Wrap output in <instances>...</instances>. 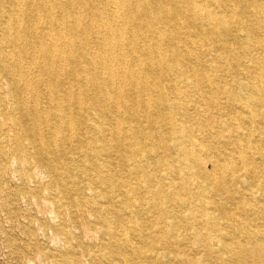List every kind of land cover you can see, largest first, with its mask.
Returning <instances> with one entry per match:
<instances>
[{"label":"rangeland","instance_id":"obj_1","mask_svg":"<svg viewBox=\"0 0 264 264\" xmlns=\"http://www.w3.org/2000/svg\"><path fill=\"white\" fill-rule=\"evenodd\" d=\"M245 2L249 8L234 10L226 35L190 26L189 38L200 51L180 43L163 65L157 80L165 100L152 116L139 109L134 120L121 111L117 146L103 151L104 136L96 143H65L55 171L34 155L35 136L27 130L32 120L18 110L0 67V264H264L256 259L257 245L245 243L249 233L264 240V89L251 125L242 124L245 114L233 95L247 84L261 81L264 87V0ZM172 105L178 107L174 117ZM113 116H104V125ZM91 119L86 111L76 117L79 124ZM231 120L241 126L240 136H253L246 149L251 172L245 184L233 178L219 192L214 180L187 166L175 127L183 124L193 138L233 154L219 132L220 123ZM37 123L43 136L47 126ZM235 134L233 129L234 140ZM95 160L106 163L100 172ZM103 217L111 219L107 233ZM122 230L130 241L124 260L113 246L122 243Z\"/></svg>","mask_w":264,"mask_h":264},{"label":"bare ground","instance_id":"obj_2","mask_svg":"<svg viewBox=\"0 0 264 264\" xmlns=\"http://www.w3.org/2000/svg\"><path fill=\"white\" fill-rule=\"evenodd\" d=\"M238 7L242 11L249 8L245 0H0V67L17 97L18 110L32 120L27 130L35 136L31 141L34 155L49 162V170L55 171L65 143H96L104 138L101 147L109 153L123 136L121 111H129L136 120L139 109L150 117L152 110L163 104L165 93L157 79L175 49L186 44L200 51L189 38L190 26L226 35ZM260 83L233 91L245 114L240 118L243 125L253 124L259 115L257 105L264 89ZM177 110L176 105L170 107L173 117ZM85 111L92 119L79 124L77 114ZM109 112L114 116L106 126L102 119ZM37 120L47 126L43 136ZM233 129L239 134L241 126L232 120L220 123L221 140L233 149L232 154L193 138L183 124L175 127L187 166L205 181L214 180L219 192L225 191L227 181L233 178L245 184L251 172L253 158L246 149L252 148L253 136L235 134L234 140L230 137ZM105 164L95 160L94 168L100 172ZM236 171L243 174L234 177ZM102 180L110 184L111 176ZM248 193L254 197L252 190ZM110 220L103 217L106 233L112 228ZM125 232L122 230V243L113 244L123 260L124 249L130 247ZM247 237V245H257L256 259L264 261V240L251 239L250 233ZM101 258L108 257L103 254Z\"/></svg>","mask_w":264,"mask_h":264}]
</instances>
